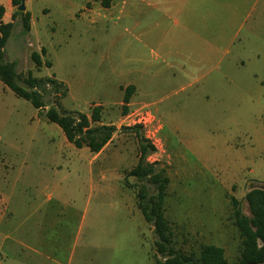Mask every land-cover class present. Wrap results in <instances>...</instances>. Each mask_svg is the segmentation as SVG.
Masks as SVG:
<instances>
[{
    "label": "rangeland",
    "instance_id": "rangeland-1",
    "mask_svg": "<svg viewBox=\"0 0 264 264\" xmlns=\"http://www.w3.org/2000/svg\"><path fill=\"white\" fill-rule=\"evenodd\" d=\"M0 1L2 21L13 22L3 60L21 78L31 70L60 83L43 92L45 109L90 115L100 105L102 123L116 127L99 152L76 148L0 81V178L12 208L0 236L17 248H3L0 264H155L141 182L125 176L138 137L124 127L135 123L156 146L147 161L169 177L174 246L214 244L235 261L230 198L249 214L245 193L264 183V0H24L22 11Z\"/></svg>",
    "mask_w": 264,
    "mask_h": 264
},
{
    "label": "trees",
    "instance_id": "trees-1",
    "mask_svg": "<svg viewBox=\"0 0 264 264\" xmlns=\"http://www.w3.org/2000/svg\"><path fill=\"white\" fill-rule=\"evenodd\" d=\"M22 0H11L13 6H19ZM109 5V0H104ZM5 7L0 3V81L16 96L27 100L42 113L47 121L53 122L62 130L66 140L76 148L87 147L91 152H99L112 138L116 127L102 123L101 106L92 107L90 115L78 110H65L59 103L45 109L43 92L50 84L59 90L60 83L51 77H36L31 70L21 78L13 61H4V46L11 34L13 22H3ZM22 14L24 32L30 30L29 11ZM14 15H12V18ZM46 49L41 48V53ZM31 60L39 67L43 61L37 51L31 52ZM51 65L50 61H45ZM135 90L133 84L125 87L122 97V114L128 111L131 94ZM63 94H65L63 92ZM126 129L134 131L138 137V161L126 171L125 176L136 177L141 184L136 188V204L144 219L153 226L154 263L155 264H227L222 247L214 244H201L198 250L185 252L174 246V234L168 218L165 216L164 201L167 195L169 177L162 167L155 162H148L147 155L156 150V146L140 133L141 123H135ZM145 183L153 186L154 192L149 193ZM249 214L240 208L236 197L230 198V220L240 238L239 253L231 264H264V183L255 186L245 193Z\"/></svg>",
    "mask_w": 264,
    "mask_h": 264
},
{
    "label": "crops",
    "instance_id": "crops-1",
    "mask_svg": "<svg viewBox=\"0 0 264 264\" xmlns=\"http://www.w3.org/2000/svg\"><path fill=\"white\" fill-rule=\"evenodd\" d=\"M0 3L2 4V2L0 1ZM3 5V4H2ZM4 6V5H3ZM264 58V55H263ZM261 83V87H260V93L261 95H264V80H260L259 81ZM134 85V84H133ZM6 183L4 182V178H0V222H5L6 220L11 218V215L8 214L11 212V207H10V195H7L6 193ZM0 249L3 250L6 249L10 252V250H13V253H17V251H15L16 245H11V244H7L5 238L7 237L6 234L1 235L0 236ZM3 252V251H2Z\"/></svg>",
    "mask_w": 264,
    "mask_h": 264
},
{
    "label": "water",
    "instance_id": "water-1",
    "mask_svg": "<svg viewBox=\"0 0 264 264\" xmlns=\"http://www.w3.org/2000/svg\"><path fill=\"white\" fill-rule=\"evenodd\" d=\"M24 8H25L24 0H22L21 3H20V5L17 6V10L22 11V10H24Z\"/></svg>",
    "mask_w": 264,
    "mask_h": 264
},
{
    "label": "built area",
    "instance_id": "built-area-1",
    "mask_svg": "<svg viewBox=\"0 0 264 264\" xmlns=\"http://www.w3.org/2000/svg\"><path fill=\"white\" fill-rule=\"evenodd\" d=\"M3 256V252H2V250L0 249V257H2Z\"/></svg>",
    "mask_w": 264,
    "mask_h": 264
}]
</instances>
